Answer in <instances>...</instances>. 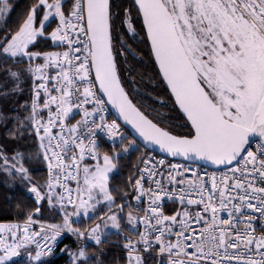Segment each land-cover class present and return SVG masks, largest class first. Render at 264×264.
Wrapping results in <instances>:
<instances>
[{"label": "snow or ice", "instance_id": "snow-or-ice-1", "mask_svg": "<svg viewBox=\"0 0 264 264\" xmlns=\"http://www.w3.org/2000/svg\"><path fill=\"white\" fill-rule=\"evenodd\" d=\"M12 11L0 0V97L22 92L25 75L32 83L27 115L0 111V173L35 202L22 223H0V264L22 251L47 264L66 232L102 245L123 219L138 236H125L127 264H264V0H34L9 31ZM41 39L64 50L44 51ZM28 138L34 153L9 155V141ZM141 146L181 162L144 156L124 189L110 187L121 154ZM32 159L47 165L43 185L25 166ZM200 161L225 171L201 175ZM165 200L179 207L167 214ZM42 206L62 222L42 223ZM81 216L98 222L77 226ZM60 251L69 264H104L84 247Z\"/></svg>", "mask_w": 264, "mask_h": 264}, {"label": "trees", "instance_id": "trees-1", "mask_svg": "<svg viewBox=\"0 0 264 264\" xmlns=\"http://www.w3.org/2000/svg\"><path fill=\"white\" fill-rule=\"evenodd\" d=\"M10 3L13 5V11L10 13L7 27L11 31L12 28H15L17 23H19L24 17L28 9L33 5L34 0H10ZM54 23L51 25V28H54ZM5 25L0 23V31L3 30ZM51 30V29H49ZM39 47L44 51H55L57 48L53 42L50 40L41 39L38 41ZM17 66H13L12 70L15 71ZM24 69L27 68V64L19 65ZM130 69L133 71V76L137 81V87L142 91H146L148 87V78L144 77L143 80L140 78V73L144 69H140L133 62L130 61ZM4 79L3 71H0V81ZM31 79L25 75L23 82L20 84V87L23 89L22 92H18L13 96L5 99L0 97V111L5 112L11 117L17 115L23 117L27 115L24 112L23 105L30 99V88H31ZM163 98V97H162ZM10 126V125H9ZM6 135L5 125L0 123V141L4 140ZM126 136L129 139L133 137L128 133ZM101 151L111 152L112 148L110 145L103 143L101 145ZM37 150V144L31 138L24 139L18 143L12 141L8 142V153L9 155L14 154L15 151H21L25 153H34ZM116 151H119V145H117ZM146 149L142 146L139 151H129L128 153L121 154L120 158L117 160V168L114 169L110 175L109 185L114 189H124L125 185L128 182L130 176L134 177L136 175L137 165L141 157L148 153ZM94 163V162H89ZM25 166L29 168L30 174L32 175L33 180L43 185L46 183V171H45V162L42 160H26ZM28 185L17 178L15 181L10 180L3 173H0V220L7 219H18L22 220L21 209L25 206L31 208L34 205V196L32 193L27 191ZM131 195V194H130ZM46 206H42L43 215L40 217L42 223H60L62 222V215L50 210L45 209ZM90 213V217H91ZM90 217H78L77 226L86 227L88 225H93L96 221L90 219ZM130 226V225H129ZM122 227L125 229V232L128 228L127 222L122 221ZM122 232L110 233L107 234L102 239L104 240V245L107 246V249L97 248L91 245H81L78 242L74 241L69 237H65L61 246L54 253L53 256L46 258L47 264H69V257L66 253H61V249L66 246L75 251L78 247H84L89 252L91 256H99L103 260L104 264H127V254L124 253L122 245L120 244V234ZM13 264H29L28 257L25 252H21L19 257L13 259ZM92 264H96L93 260Z\"/></svg>", "mask_w": 264, "mask_h": 264}, {"label": "built area", "instance_id": "built-area-1", "mask_svg": "<svg viewBox=\"0 0 264 264\" xmlns=\"http://www.w3.org/2000/svg\"><path fill=\"white\" fill-rule=\"evenodd\" d=\"M54 27H55V25H54ZM62 50H64L62 47H59V48L57 47V48L55 49V51H62ZM107 117H108L109 120L116 119V117L112 114V112L110 111L109 108H108V112H107ZM79 118H80V117H79L78 115H75V114H74V119L72 120V122L74 123L75 120H76V119H79ZM117 122L119 123L118 120H117ZM121 131H123L125 135L128 134L127 129H126L123 125H121ZM97 139H98V143H99L100 147H101V145H102L103 143H105V144H107V145H110V144H111V141L108 139L106 133L98 132V133H97ZM259 143H260L259 140L253 141V143H252V150H256L257 147H258V145H259ZM144 156H154L157 160H159V159H166V160H169L170 162H173V163L181 162L180 160H172L171 158H167V157H165V156L159 155V154L154 153V152H148V153H145L142 157H144ZM142 157H141V158H142ZM140 160H141V159H140ZM140 160H139V162H138V165H139V163H140ZM88 162H92V161H88ZM138 165H137V166H138ZM192 166H193L194 168H199V169H200V173H199V174H201V175H203V174L206 173V172H207V173H212V172L220 173V172H222V171H225V169H223V168H217V169H216V168H209V167L202 166V165H200V164H194V165H192ZM45 171H46V181H47V179H48V170H47V165H46V163H45ZM136 171H137V170H136ZM189 176H190V174H189ZM205 178H206V177H205ZM146 186H147V184H146ZM133 203H135V202H133ZM141 207H146V203L143 204V205H141ZM178 207H179V206H178L177 204H174V203H172L171 201L165 200L164 209H165V212H166L167 214H172V213H173V210H174V209H177ZM55 212H56V213H59V214H61V215H63V213L58 212L57 209H55ZM134 214H135V213H134ZM73 219H74V220H77L78 217H74ZM17 222H21V223H22V220H18V219L0 220V223H5V224L17 223ZM33 228L36 229V230H39V225H33ZM258 229H259V222H258ZM139 230L142 231V230H143L142 227H141ZM125 236H128V237H130V238L133 239V240L138 239V236L136 235V232L131 228V226H128L127 230H126L125 232H122V233L120 234V244L122 245V249H123L124 253H126V254L128 255V249H126V248L124 247V244H125ZM65 237H69V238L73 239L74 241L78 242V243L81 244V245H91V246H94V247H97V248L107 249V246H105L104 244L98 246V245H96L95 242H94L93 240H91V239H87V238H85V239H83V240H80V239H78L77 237H75V236L71 235L70 233H67V232H66V233H64V234L58 239V241H57V245H56V249H55V252H56V251L58 250V248L61 246V244H62V242H63V240H64ZM55 252H54V253H55Z\"/></svg>", "mask_w": 264, "mask_h": 264}, {"label": "water", "instance_id": "water-1", "mask_svg": "<svg viewBox=\"0 0 264 264\" xmlns=\"http://www.w3.org/2000/svg\"><path fill=\"white\" fill-rule=\"evenodd\" d=\"M109 109H110V111L112 112V114L117 118V113L115 112V110L114 109H112L110 106H109ZM119 122H120V124L121 125H123L126 129H127V131L129 132V134L134 138V130L131 128V126L130 125H126V124H124L123 122H122V120H120V119H117ZM139 142V141H138ZM143 147V146H142ZM144 148V147H143ZM145 149V148H144ZM147 151H149V152H154V153H157V154H159V155H162V156H165V157H167V158H170V157H168L165 153H162V152H160L158 149H152V148H148V149H146ZM172 159V158H171ZM178 160V159H177ZM197 164H200V165H202V166H205V167H209V168H215V167H213V166H210V165H208V164H206L205 162H203V161H200V162H198ZM217 169V168H216Z\"/></svg>", "mask_w": 264, "mask_h": 264}, {"label": "rangeland", "instance_id": "rangeland-1", "mask_svg": "<svg viewBox=\"0 0 264 264\" xmlns=\"http://www.w3.org/2000/svg\"><path fill=\"white\" fill-rule=\"evenodd\" d=\"M126 135H127V134H126ZM113 171H114V170H113ZM111 174H112V173H111ZM111 174H110V175H111ZM45 209H46V210H50V211L55 212V209H53V208H49V207H47V206H46ZM123 220L126 221V219H123ZM123 220H121V224H122V221H123ZM96 222H98V221H96ZM126 222H127V221H126ZM45 224H47V223H45ZM104 231H105V233H106L105 236H106L107 234H110V233H117V232H119L118 230H116V229H114V228H111V227H109L108 229H105ZM105 236H104V237H105Z\"/></svg>", "mask_w": 264, "mask_h": 264}, {"label": "crops", "instance_id": "crops-1", "mask_svg": "<svg viewBox=\"0 0 264 264\" xmlns=\"http://www.w3.org/2000/svg\"><path fill=\"white\" fill-rule=\"evenodd\" d=\"M128 225V224H127ZM129 226V225H128Z\"/></svg>", "mask_w": 264, "mask_h": 264}]
</instances>
